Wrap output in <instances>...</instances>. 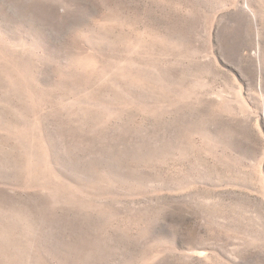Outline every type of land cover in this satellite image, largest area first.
Segmentation results:
<instances>
[{"label": "rangeland", "instance_id": "rangeland-1", "mask_svg": "<svg viewBox=\"0 0 264 264\" xmlns=\"http://www.w3.org/2000/svg\"><path fill=\"white\" fill-rule=\"evenodd\" d=\"M0 264H264V0H0Z\"/></svg>", "mask_w": 264, "mask_h": 264}]
</instances>
